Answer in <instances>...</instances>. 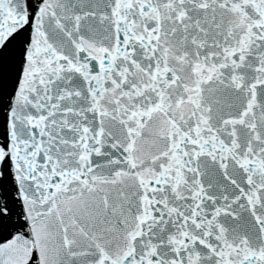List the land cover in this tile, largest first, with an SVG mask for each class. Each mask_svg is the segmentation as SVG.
I'll use <instances>...</instances> for the list:
<instances>
[{
	"label": "snow or ice",
	"instance_id": "6c2138e0",
	"mask_svg": "<svg viewBox=\"0 0 264 264\" xmlns=\"http://www.w3.org/2000/svg\"><path fill=\"white\" fill-rule=\"evenodd\" d=\"M0 264H264V0H0Z\"/></svg>",
	"mask_w": 264,
	"mask_h": 264
}]
</instances>
